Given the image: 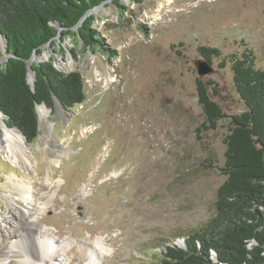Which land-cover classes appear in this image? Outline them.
I'll return each instance as SVG.
<instances>
[{"label":"rangeland","instance_id":"obj_1","mask_svg":"<svg viewBox=\"0 0 264 264\" xmlns=\"http://www.w3.org/2000/svg\"><path fill=\"white\" fill-rule=\"evenodd\" d=\"M85 18L103 48L75 27L31 59L78 72L86 99L68 112L38 106L25 164L0 153V264L27 258L31 246L15 242L29 231L41 258L25 264H87L89 252L96 264L159 262L215 213L230 116L244 111L220 61L247 48L264 71V0H106ZM199 47L221 52L205 76ZM197 79L225 115L212 131L197 132Z\"/></svg>","mask_w":264,"mask_h":264},{"label":"trees","instance_id":"obj_2","mask_svg":"<svg viewBox=\"0 0 264 264\" xmlns=\"http://www.w3.org/2000/svg\"><path fill=\"white\" fill-rule=\"evenodd\" d=\"M104 1L0 0V37L6 58L0 65V113L5 125L16 127L26 143L32 144L39 135L37 105L53 110L56 99L68 112L86 99L81 75L65 73L52 59L30 65L32 91L27 62L59 35L74 34L75 27L85 47L103 48L91 30L92 18L78 25ZM197 52L210 62L221 57L216 48L199 47ZM227 65L244 111L230 116L223 141L225 180L216 190L214 216L183 239V248L165 246L154 264H264V71L256 68L255 55L247 48L219 63L220 68ZM196 96L203 115L197 132L215 130L225 115L201 79L196 80Z\"/></svg>","mask_w":264,"mask_h":264},{"label":"bare ground","instance_id":"obj_3","mask_svg":"<svg viewBox=\"0 0 264 264\" xmlns=\"http://www.w3.org/2000/svg\"><path fill=\"white\" fill-rule=\"evenodd\" d=\"M28 82L31 83L33 80V75L31 72L28 73L27 75ZM42 109V108H39ZM1 117V116H0ZM0 130L2 133H0V153L1 155L12 165H21L26 163V155L24 151V140L20 136V134L15 130L8 128L1 120H0ZM18 194L24 193L20 189L17 191ZM26 195L28 192H25ZM30 225H35V224H30ZM38 238V234H36L33 231H29L26 233V236L23 238H20L19 241L15 242V248L18 249L19 247L24 246H31L30 248V253L23 251V254L25 255V260L20 261V264H25L27 262V259L31 258L32 260L38 261L41 257H39V254L36 250L35 241ZM38 240V239H37ZM102 239H94L93 242L96 243L97 249L99 251L104 250L101 248V245L99 242H101ZM28 242V243H27ZM105 251V250H104ZM103 252V251H102ZM87 264H96L94 256L91 254V252L88 253L87 255ZM34 258V259H33ZM4 262V260H3Z\"/></svg>","mask_w":264,"mask_h":264},{"label":"water","instance_id":"obj_4","mask_svg":"<svg viewBox=\"0 0 264 264\" xmlns=\"http://www.w3.org/2000/svg\"><path fill=\"white\" fill-rule=\"evenodd\" d=\"M89 13H90V11L86 13V15L82 18V20H83V19H84ZM82 20H81V21H82ZM34 56H35V57H38V55L34 53L33 56L30 58V60L27 62V69H28L27 75H28L29 72H31V69H30V62H31V59H32ZM5 59H6V58H5ZM194 65H195V68H196V71H197L198 76H205V75H208V74H210V73L213 72L212 63H211L210 61L205 60V59H202V60L196 61V62L194 63ZM27 83L30 85L32 91H34V90H35L34 78H33V80H32L31 83H29V82H28V79H27ZM41 105L44 106V104H40V105H37V106H36V112H37V108H38V106H41ZM57 106L61 107V106L59 105L58 101H57L56 99H54V107H57ZM37 115H38V114H37ZM0 116L2 117V114H1V113H0ZM38 124H39V117H38ZM6 126H7V125H6ZM8 128L15 129V130L20 134V136L23 138V140L25 141V138L23 137V135L21 134V132H20L16 127H8ZM25 143H26V141H25ZM26 146L28 147L29 144L26 143ZM176 245H178L179 247L183 248V247H184V241L181 240V241L178 242V244H176Z\"/></svg>","mask_w":264,"mask_h":264}]
</instances>
